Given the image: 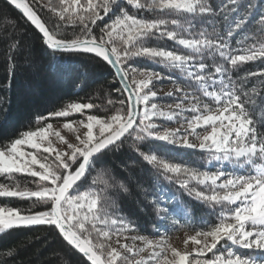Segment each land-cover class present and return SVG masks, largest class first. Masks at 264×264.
Listing matches in <instances>:
<instances>
[{
    "label": "snow or ice",
    "instance_id": "6c2138e0",
    "mask_svg": "<svg viewBox=\"0 0 264 264\" xmlns=\"http://www.w3.org/2000/svg\"><path fill=\"white\" fill-rule=\"evenodd\" d=\"M7 2L38 30L52 54L88 55L109 65L120 84L115 90L126 93V100L120 99L121 107L104 117L90 111L96 104L68 102L47 116L36 117L34 129L0 144V176L14 180L15 174H21L34 178L31 183L36 186L32 190L19 183H0V198H35L46 205L35 213L0 206V234L21 227L53 226L90 264H264V69L233 78L242 65L264 62V0L258 4L252 0H59L58 6L47 0L48 11L57 18L51 29L28 0ZM124 5L138 13H152L153 18L129 14ZM114 9H119L118 14L100 28L99 35L94 34L93 28ZM62 28L78 30V34L62 36ZM250 32L257 35L258 44L247 43L244 34ZM160 38L174 41L186 52L147 46ZM18 46L19 41L14 42L9 51ZM137 58L178 71L193 91L177 86L175 110L162 109L153 81L165 77L129 65ZM8 60L12 61L11 55ZM252 77L259 82L249 86ZM108 104L114 102L109 99ZM73 114L82 118L63 124L74 137L72 142L46 123ZM165 120H176L179 127L158 123ZM50 137L65 145V150L54 147ZM152 140L198 149L207 164L216 166L200 170L139 152L155 174L174 181L211 209L219 207L215 224L195 230L185 240L197 246L192 252L171 247L164 236L153 240L127 235L134 227L118 214L114 200L128 191L125 183L94 178L91 186L81 189L108 153L129 141L139 151L140 143ZM192 182L200 187L190 186ZM156 214L174 224L180 214L186 226L193 223L187 209L174 206L170 210L167 203H157ZM113 237L119 250L106 243ZM121 238L132 243H121ZM137 241L142 246L137 247ZM146 251L147 258L142 255Z\"/></svg>",
    "mask_w": 264,
    "mask_h": 264
},
{
    "label": "trees",
    "instance_id": "16d2710c",
    "mask_svg": "<svg viewBox=\"0 0 264 264\" xmlns=\"http://www.w3.org/2000/svg\"><path fill=\"white\" fill-rule=\"evenodd\" d=\"M33 9L51 29L57 23V18L48 11L47 0H28ZM58 6L59 0H53ZM219 3V0H217ZM258 4V0H252ZM129 14L151 19L153 14L149 12L138 13L130 6L124 5ZM119 9H114L104 20L99 21L93 28L96 35L100 34V28L107 24ZM62 36L73 37L78 34L71 28H62ZM247 43H259L257 35L247 33ZM243 38V36L241 37ZM19 41V46L9 51V46ZM147 46L164 48L177 52H186L166 38L153 39L147 42ZM236 46L235 44L233 45ZM12 56V61L8 56ZM129 65L138 69H146L162 74L164 79L154 80L153 83L168 87H181L192 92L189 82L175 70H170L158 65L147 58H137L129 61ZM264 69V62H248L241 66L237 75H243L245 71H257ZM258 83L259 79L252 77L251 83ZM120 87L114 72L110 67L98 58L92 59L88 55L56 53L52 54L42 42V36L30 23L11 5L0 0V144L18 137L22 131L36 127V117L59 110L68 102H91L98 107L90 110L101 117L112 114L115 108L121 107L120 99L126 100V94H121L115 89ZM111 99L114 104L109 105ZM205 100L207 98H204ZM174 97L168 95L157 96L156 102L161 105L174 104ZM191 113L189 116L191 117ZM79 114H73L68 118H54L46 123L64 124L69 120H80ZM165 126L173 127L172 121H158ZM139 152L156 154L166 158L169 162L198 168L200 170H215L214 165L207 164L204 153L198 149H188L178 145L161 141H145L140 143L139 151L133 150L131 141L118 151L110 152L103 157L104 163L94 166L91 175L81 183V189L92 184V180H108L125 183L128 191L115 196V205L118 214L129 221L134 231L131 235H144L149 239L175 237L178 234H195V230H206L210 224L217 222L219 207L213 210L208 205L189 197L187 192L174 181H168L155 174V170L147 164ZM43 155H47L46 153ZM54 158V156L52 157ZM231 167V166H227ZM237 171H240L237 169ZM34 178L21 174H15L14 180H6L0 176V183H19L21 187L35 190ZM97 187H103L97 184ZM190 186L199 188L192 182ZM112 191V190H110ZM157 203H167L171 210L174 206L187 209L192 218V226L185 225L182 215L178 214L172 223L171 219L162 220L156 214ZM0 206H10L26 211L31 209L33 213L44 210L46 205L32 200L19 198H0ZM215 211V215L213 212ZM201 220L207 223H200ZM123 238L120 242L123 243ZM127 241H130L127 240ZM110 243L119 250L116 238ZM224 242L222 241L221 244ZM221 246L218 245V248ZM243 255H249L248 250L237 249ZM11 253V255H8ZM148 257L147 251L142 254ZM211 256V253L208 254ZM89 264L84 257L71 248L59 235L53 226H31L15 228L0 234V264Z\"/></svg>",
    "mask_w": 264,
    "mask_h": 264
},
{
    "label": "rangeland",
    "instance_id": "374dc122",
    "mask_svg": "<svg viewBox=\"0 0 264 264\" xmlns=\"http://www.w3.org/2000/svg\"><path fill=\"white\" fill-rule=\"evenodd\" d=\"M175 88L176 87L162 86L161 84L153 83V89L155 91H157V96H163V95H167V93H169V92H173L174 93V95H173L174 100L173 101L176 102V99L179 97L180 94L175 92ZM158 105L166 111L175 110L174 104H173V108H169V105H172V104H167V105L158 104ZM184 115L189 116V113H185ZM173 122L175 123V125L173 127H169V126H165V125L164 126L168 127V128H173V129L179 127V124L176 122V120H173ZM53 130L54 131H60L61 135H63L70 142H72L74 140V137L71 134H69L66 129L63 128V124L53 125ZM197 131L202 132V129H197ZM189 138L192 139L193 142H195L193 137H189ZM50 139H52L54 147H56L57 149H59L61 151L65 150V145H62L58 140L55 139V137H50ZM53 156H54V154H53ZM239 170L243 171V169H239ZM188 236H191V234H178L175 237H171V238L167 237L166 239L168 241V244L171 245V247H173V248H175L181 252H184V251L192 252L193 249L196 248L197 246L194 245L191 241H188V243L185 244V240L187 239ZM153 240H159V239H153ZM123 243L131 244L132 242L130 240V241H123ZM136 244H137V247L142 246L141 242H139V241H137ZM147 253H149V252H147ZM167 255L169 256V258H171L170 252H168Z\"/></svg>",
    "mask_w": 264,
    "mask_h": 264
},
{
    "label": "water",
    "instance_id": "95a60500",
    "mask_svg": "<svg viewBox=\"0 0 264 264\" xmlns=\"http://www.w3.org/2000/svg\"><path fill=\"white\" fill-rule=\"evenodd\" d=\"M5 2H7V0H4ZM8 3V2H7ZM10 5V4H9ZM12 6V5H11ZM15 10H17L22 16H23V14L18 10V9H16L14 6H12ZM24 17V16H23ZM25 19H26V17H24ZM26 21H27V19H26ZM28 22V21H27ZM28 23H30V22H28ZM33 28H34V26H32ZM35 29V28H34ZM36 30V29H35ZM37 32H38V30H36ZM39 33V32H38ZM40 34V33H39ZM41 35V34H40ZM105 63V62H104ZM109 66V65H108ZM110 67V66H109ZM110 69L114 72V70L110 67ZM119 82V81H118ZM126 94V93H125ZM66 242V241H65ZM71 247V246H70ZM72 248V247H71ZM74 249V248H73ZM77 253H79L76 249H74ZM82 257H83V255L81 254V253H79ZM84 259L87 261V259L84 257ZM89 264H90V262L89 261H87Z\"/></svg>",
    "mask_w": 264,
    "mask_h": 264
}]
</instances>
